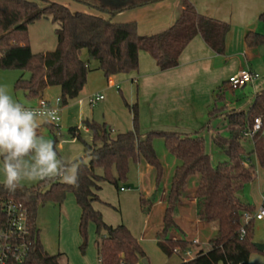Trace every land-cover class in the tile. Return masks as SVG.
<instances>
[{"label":"trees","instance_id":"16d2710c","mask_svg":"<svg viewBox=\"0 0 264 264\" xmlns=\"http://www.w3.org/2000/svg\"><path fill=\"white\" fill-rule=\"evenodd\" d=\"M0 0V69L28 73L15 83V89L27 98H39L48 87H59L63 108L75 100L87 83L92 71L90 62H97L96 70L103 72L107 81L119 74L138 72L139 53L147 52L156 61L161 72L179 66L180 56L194 38L200 36L216 54L224 56L231 26L198 13L190 0H181V11L170 28L153 35H140L136 23L117 24L112 19L84 12H73L68 6L47 0ZM90 9L108 14L112 18L124 10L149 6L163 0H128L124 6L111 7L107 0H72ZM40 19H51L56 29L57 47L46 53H33L29 43V25ZM264 24V13L259 16ZM245 42L249 47L264 44V34L248 31ZM86 50L87 61L82 59ZM225 95L224 87L215 91L214 104L208 111V123L191 134L149 130L142 131L138 105H126L133 116V129L112 137L106 124L84 121L92 132L93 142L85 143V158L77 165L75 184L61 181V177L45 178L33 186L20 182L15 191L9 192L0 183V218L7 201L23 204L29 212L32 245L30 255L23 264H62L61 254L51 255L41 240L38 225L40 210L47 205L62 206L67 195L73 194L81 210L79 233L81 251L88 244L90 224L96 227L98 264H139L147 259L136 237L125 225L109 226L93 204L100 202L98 192L107 183L117 190L127 182L132 163L144 161L157 170L158 180L163 166L156 154L154 141L163 140L168 152L180 164L176 168L164 213L163 229L157 234V244L167 256L182 257L180 264H249L250 257L258 253L255 246V220L245 222V215H254L255 208L245 203L240 195L254 181L259 167L264 169V92L255 97L247 113H226L219 105ZM227 115L228 124L237 126L228 138L216 135L214 144L228 156V161L212 165L205 140L201 136L211 124ZM261 118L262 129L250 140L253 151L247 153L242 140L245 132L253 128L255 119ZM72 139L81 140V131L68 130ZM56 140L53 141L54 147ZM71 164L60 162L66 175ZM199 176L196 190V218L205 224H215L218 234L209 243V250L199 251L191 260L184 256L190 252L191 243L172 240L170 233L177 227L175 211L191 178ZM141 210L149 215L153 200L141 197ZM244 231V233H243ZM176 251H179L176 254ZM264 256V251L261 252Z\"/></svg>","mask_w":264,"mask_h":264},{"label":"crops","instance_id":"0c3cea01","mask_svg":"<svg viewBox=\"0 0 264 264\" xmlns=\"http://www.w3.org/2000/svg\"><path fill=\"white\" fill-rule=\"evenodd\" d=\"M47 1L68 6L73 12L89 13L101 16L105 19L110 18L108 14L101 13L86 6L84 7V5L72 0ZM127 1L128 0H107V4L111 7H120L124 6ZM190 1L201 15L230 24L231 31L227 38L226 54L224 56L216 54L206 45L200 36H197L183 51L180 56L179 66L175 69L161 72L156 61L149 53L140 52L138 72L113 76L108 80L106 89L102 86V90H111L110 92L117 104H112V101L104 98L103 101L99 102L100 109H102L104 113L103 118L98 119L97 116H95L92 121L113 127L112 137L132 130V115H129L124 108H122L120 98L112 93L114 85H121V89H124L123 95L128 104L138 105L142 131L157 130L181 134L197 132L198 129L200 130L208 123V111L214 104L215 91L218 88L224 87L225 90L224 98L220 100L221 102H219V105L225 107L226 113H247L253 105L255 97L264 92V44L258 47H249L245 42L248 31L264 34V24L259 21V16L264 13V0ZM181 7V0H163L149 6L133 10H124L115 15L112 21L117 24L136 23L140 35H153L173 26L181 11ZM244 69H249L259 75L256 81L241 88V90H243L250 86L252 94L246 100L228 104L227 95L230 92H235L229 85V78ZM22 76L25 77V74H22ZM46 95H49V97L46 98ZM60 95L61 90L59 87H48L39 98H27L23 94V99H18L17 101L20 102L22 106L31 109L36 108L41 99L49 102L51 105H55L57 100L60 99ZM115 108L117 109L116 111ZM63 109L62 107L60 114L63 112ZM114 112L118 113L119 119L113 118ZM220 118L228 122L227 115H223ZM34 120L37 125V133L43 132L46 126L50 131H57L56 128L59 127L53 126L47 119L42 117L34 116ZM236 128L237 126L228 124L226 131L230 135V132ZM208 132L213 138L215 137V132L211 128ZM58 134L60 135L61 133L59 132ZM55 140L58 141L57 138ZM62 146L63 143L60 144V147ZM178 166L179 163H175L173 174ZM136 167L139 171L141 181L137 189L131 185L128 187L124 186L121 188L126 190L121 191V188L119 190L116 189L117 195H115L109 187H106L107 183H103L101 184V191L98 192L100 202L94 203L93 207L95 210L99 211L102 216L104 215V217L106 216L105 213L109 215L105 210V208L108 207L119 213L120 217H118V219L113 218V220H108L106 217L107 221H109L108 223L106 222L107 225L113 227L125 225L143 247L148 264H152V257H156L159 264H169L174 258H177L174 264H180L183 259L182 257L178 255L167 257L157 244L156 235L163 229L165 210L162 217V225L157 233H155L157 226L152 220L153 209L157 205H161L166 209L167 194L170 186H166L161 194H147L142 181L151 167L144 161L138 162ZM190 181V188L188 189L189 186L187 185L182 200H184L183 202L185 203L195 206L198 181L196 177H194V179L191 178ZM0 183H2V180H0ZM132 188L141 193L144 192V194L127 195V191ZM141 197L153 200L152 210L149 215H145L141 210ZM240 197L245 203L254 206L255 212L264 206L263 168L259 167L257 169L254 181L243 191ZM73 202L74 199L68 197L66 207L69 208V206L73 205ZM179 207L180 204L175 211V222L177 227L181 225L186 226L187 232L182 230V234L179 235L172 231L169 238L172 240H185L190 242V253H195L196 256L199 251L203 250L200 246L201 243L199 242L198 235L202 230H205L208 224L196 218V210L195 218H188L181 214L182 210L179 209ZM75 208L76 216L72 220V228L79 229L81 210L80 208ZM93 226L94 227L90 228V232L96 233V227L94 224ZM196 240L198 243L194 244ZM254 242L264 244V238H261V234L259 235L257 231L254 235ZM79 244L80 239L76 234V250ZM95 247L97 248V242H95ZM66 253L67 252L60 253V261L64 259V261H66L65 264H70ZM258 253L261 252L258 251ZM96 255V262L98 264L97 249ZM254 255L255 254L251 255L249 264H252L254 260H256L252 259ZM185 257L186 256H184V258ZM140 264L142 263L140 262ZM258 264H264V260L259 261Z\"/></svg>","mask_w":264,"mask_h":264},{"label":"rangeland","instance_id":"374dc122","mask_svg":"<svg viewBox=\"0 0 264 264\" xmlns=\"http://www.w3.org/2000/svg\"><path fill=\"white\" fill-rule=\"evenodd\" d=\"M39 4L43 3L40 0H37ZM82 5V4H81ZM85 7V6H84ZM111 19L112 17L109 16ZM109 18V19H110ZM59 27L58 24L54 23L51 19H40L33 24L29 25L28 31H29V43L30 47L33 53H46L54 51L57 47V37H56V29ZM82 59L87 61L89 59L88 53L86 50L82 52ZM97 62L91 61L90 67L92 71L88 74L87 83L83 90L81 91L80 95L73 100L67 107L63 109V112L61 115V122L59 124V127L56 128L57 131H50L49 128L46 126L41 133H37L38 139H51L54 141L56 138L58 141L55 144V150L57 152V155L59 157V163L63 162L65 164H71L68 172L66 175H71V169L73 167L72 164L76 160L80 158H85V143L91 144L93 142L92 132L89 131L84 121H92L94 120L95 116H97L98 119L103 118V111L100 109V104L92 105L90 103V99L93 96H103L106 98V100L112 101V104H117L115 98L111 94V90H102L104 88L106 89L108 85V81L105 78L104 74L100 70L97 69ZM22 74H25L24 78H27L29 76L28 73H23L19 70H2L0 69V85H3L6 87L9 95L13 97V99H23V92L17 91L15 89V83L16 81L22 76ZM112 88V87H111ZM112 93L116 95V97L120 98V102L122 105V108L129 114L132 115L130 109L126 105V100L124 98V89H121V85H114V89L112 90ZM252 94L251 87L248 86L246 89L241 90L235 89V92H230L227 96V103H238L243 100H246L250 95ZM22 97V98H21ZM49 97V95H46V98ZM132 106V104H129ZM117 109L115 108V111ZM113 114V113H112ZM118 113L114 112L113 118H118ZM112 117V116H110ZM102 121V120H101ZM108 126V125H107ZM228 126V122L222 118H217L212 124L211 129L215 132L214 136H216L218 133L228 138L229 134L226 131ZM70 127H79L81 131V140L78 139H72L69 134L68 130ZM141 130H142V126ZM111 130L113 127L108 126ZM132 129H133V116H132ZM199 131V129H198ZM61 133L60 135L58 133ZM201 136L205 140V146L207 149V152L209 153L212 165L214 167H217L219 164L227 162L228 156L226 153L219 147H217L213 142V136L209 134L208 131H204ZM63 143V146L60 147V144ZM242 146L244 150L247 153H251L253 151V143L250 140V138H246L242 140ZM154 148L156 150V154L163 166V175L160 180H158V173L157 170L153 167L149 168V172L145 174L143 178V185L145 189V192L147 194H161L162 190L166 188V186H170L173 171L175 168V163L180 162L174 158L166 149L163 140H156L154 141ZM86 163L89 162L87 158L84 159ZM30 163H33L34 161H29ZM254 163L256 164V170L259 168L255 158ZM197 181L199 182V176H195ZM194 179V177H193ZM62 182H65L63 179H61ZM38 181H27L22 180L21 183L26 186H33L37 184ZM66 183V182H65ZM141 183L140 177H139V171L136 167L135 163H132L130 166V172L128 175L127 182L121 183L120 187H128L129 185L134 186V188L137 189L139 184ZM191 181L188 184V189L190 188ZM106 187H109L111 189L112 193H115L117 195V190L114 186L107 184ZM136 189H131L127 191V195H134V194H144L137 191ZM157 193H156V192ZM125 195V194H121ZM68 197H72L74 199L73 205L69 206V208L66 207L68 200ZM112 197V195H111ZM184 200H180L179 209L182 210L181 214L188 217V218H195V206L183 202ZM178 204V205H179ZM79 209L75 202V197L73 194H68L63 205H47L44 206L39 213V221L38 225L41 230V240L43 242V245L47 252L51 255H58L60 253L67 252V256L69 258L70 264H97V255H96V247L95 242L99 240L97 234L95 232H90V228L94 227L91 223L88 229V244L85 249V252L83 253L81 251V245H82V238L79 233V229L72 228V220L76 216V209ZM166 207H167V201H166ZM165 208V207H164ZM161 205H157L153 209V223L157 226V229L155 233L158 232L160 229V226L162 225V217L164 213V209ZM106 212L105 217L103 215V219L105 223L109 222L108 220H113V218L120 217L119 213L115 211L112 208H105ZM107 217V219H106ZM106 223V224H107ZM215 224H208L205 230H202L201 233H199V242L201 243V248L205 251L209 250L210 246L209 243L211 240L215 239V237L218 234L217 229L215 228ZM163 228V227H162ZM182 228V229H181ZM182 230H186V226H179L176 227L173 231L178 233L179 235L182 234ZM75 231V232H74ZM261 234V238H264V221H255V232ZM78 235L80 239V244L77 247V250L75 248V236ZM192 236V235H190ZM157 237V235H156ZM252 259L254 262L252 264H258L259 261L264 260V256L261 253H254ZM153 256V255H152ZM195 257V253H190L185 257V260H191ZM95 258V260H94ZM153 261L152 264H159L156 257H152ZM177 258H174L169 264H174L176 262ZM150 260V259H149ZM148 261V260H147ZM66 261L64 259L61 260L62 264H65ZM173 262V263H172ZM142 263V261H141ZM140 264V263H139ZM143 264V263H142Z\"/></svg>","mask_w":264,"mask_h":264},{"label":"clouds","instance_id":"9594fccd","mask_svg":"<svg viewBox=\"0 0 264 264\" xmlns=\"http://www.w3.org/2000/svg\"><path fill=\"white\" fill-rule=\"evenodd\" d=\"M34 115L0 85V180L9 192L22 180L61 177L66 183L76 182L77 165L71 175L62 174L53 141L38 139Z\"/></svg>","mask_w":264,"mask_h":264},{"label":"built area","instance_id":"2783aa9c","mask_svg":"<svg viewBox=\"0 0 264 264\" xmlns=\"http://www.w3.org/2000/svg\"><path fill=\"white\" fill-rule=\"evenodd\" d=\"M259 78L256 72L244 69L229 78V85L232 89H239L253 83ZM103 96H93L90 99L92 105H97L103 101ZM62 105L58 99L55 105L41 99L36 108H31L37 117L47 119L53 126L58 127L61 122L60 111ZM262 129L261 118L255 119L253 128L244 133L246 138L252 136ZM126 189L121 188V191ZM129 191V190H128ZM2 217L0 218V264H23L30 255L32 245L31 226L29 212L26 207L16 201H7L2 207ZM264 221V206L259 208L254 215H245V222L250 220ZM244 233V231H243ZM198 241H194L197 244ZM179 251H176L178 254ZM187 252L185 256L189 255Z\"/></svg>","mask_w":264,"mask_h":264},{"label":"water","instance_id":"95a60500","mask_svg":"<svg viewBox=\"0 0 264 264\" xmlns=\"http://www.w3.org/2000/svg\"><path fill=\"white\" fill-rule=\"evenodd\" d=\"M256 248L258 249L259 252H263L264 251V244H258L255 243ZM143 264H148V262L146 261V259L142 260Z\"/></svg>","mask_w":264,"mask_h":264}]
</instances>
